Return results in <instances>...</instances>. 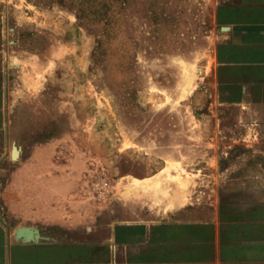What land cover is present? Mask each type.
I'll return each mask as SVG.
<instances>
[{"label":"rangeland","instance_id":"1","mask_svg":"<svg viewBox=\"0 0 264 264\" xmlns=\"http://www.w3.org/2000/svg\"><path fill=\"white\" fill-rule=\"evenodd\" d=\"M213 8L214 0H0V41L12 73L23 66L19 80L12 75L22 91L12 96L10 165L42 167L53 209L93 222L136 209L192 214L244 168L257 176V136L215 135Z\"/></svg>","mask_w":264,"mask_h":264},{"label":"crops","instance_id":"2","mask_svg":"<svg viewBox=\"0 0 264 264\" xmlns=\"http://www.w3.org/2000/svg\"><path fill=\"white\" fill-rule=\"evenodd\" d=\"M213 17L215 135L257 136L260 163L257 176L244 168L242 180L219 183L215 203L192 214L136 209L93 222L53 209L42 197V167L10 165L23 66L13 79L0 41V264H264V0H214Z\"/></svg>","mask_w":264,"mask_h":264},{"label":"bare ground","instance_id":"3","mask_svg":"<svg viewBox=\"0 0 264 264\" xmlns=\"http://www.w3.org/2000/svg\"><path fill=\"white\" fill-rule=\"evenodd\" d=\"M13 64H16V63H13ZM10 149H11V148H10ZM14 153H16V152H14ZM14 153H13V154H14ZM14 155H15V154H14Z\"/></svg>","mask_w":264,"mask_h":264}]
</instances>
